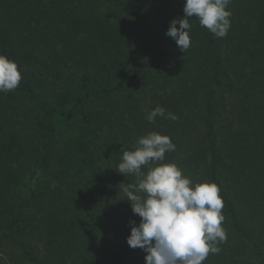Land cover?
Returning a JSON list of instances; mask_svg holds the SVG:
<instances>
[{
  "label": "trees",
  "instance_id": "1",
  "mask_svg": "<svg viewBox=\"0 0 264 264\" xmlns=\"http://www.w3.org/2000/svg\"><path fill=\"white\" fill-rule=\"evenodd\" d=\"M184 3L0 0L22 73L0 92V264H145L117 171L150 132L176 146L158 163L220 188L227 240L203 264H264V0H231L224 38L190 18L182 53ZM157 106L178 119L149 123Z\"/></svg>",
  "mask_w": 264,
  "mask_h": 264
},
{
  "label": "clouds",
  "instance_id": "2",
  "mask_svg": "<svg viewBox=\"0 0 264 264\" xmlns=\"http://www.w3.org/2000/svg\"><path fill=\"white\" fill-rule=\"evenodd\" d=\"M230 3L185 0L184 17L170 21L165 34L186 52L191 47L190 18L195 17L201 27L224 38L231 27ZM21 80L17 63L0 54V92L14 91ZM157 117L178 119L161 106L151 110L147 120L155 123ZM175 148L169 136L150 132L136 141L134 150L124 151L118 164V173L136 177L135 183H121L118 188L126 194L133 214L140 217L138 225L129 222L127 244L145 251V264H203L210 253L218 254L219 243L227 240L218 185L206 181L194 184L175 163H158Z\"/></svg>",
  "mask_w": 264,
  "mask_h": 264
}]
</instances>
